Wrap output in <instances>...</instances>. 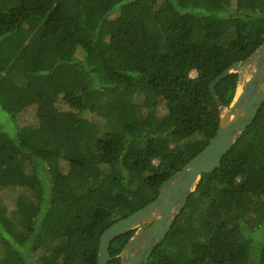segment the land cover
<instances>
[{"label": "trees", "instance_id": "16d2710c", "mask_svg": "<svg viewBox=\"0 0 264 264\" xmlns=\"http://www.w3.org/2000/svg\"><path fill=\"white\" fill-rule=\"evenodd\" d=\"M263 41L264 0H0V264H96L215 136L210 83ZM143 264H264V102Z\"/></svg>", "mask_w": 264, "mask_h": 264}, {"label": "water", "instance_id": "95a60500", "mask_svg": "<svg viewBox=\"0 0 264 264\" xmlns=\"http://www.w3.org/2000/svg\"><path fill=\"white\" fill-rule=\"evenodd\" d=\"M231 73H244L246 78L241 86L238 83L231 104L224 106L214 88ZM209 90L219 114L215 136L180 171L161 183L154 201L118 220L101 234L96 264H108L110 243L133 230L134 234L120 254V262L146 263L183 211L201 175L216 171L235 142L252 125L264 102V41L245 60L233 63L217 76Z\"/></svg>", "mask_w": 264, "mask_h": 264}, {"label": "rangeland", "instance_id": "374dc122", "mask_svg": "<svg viewBox=\"0 0 264 264\" xmlns=\"http://www.w3.org/2000/svg\"><path fill=\"white\" fill-rule=\"evenodd\" d=\"M175 43H176V41H172L173 47H175V45H174ZM71 45H72V40L71 39H69L68 41L65 42V49H64V56H63L64 59H69V58H72V57H78L77 56L78 52ZM59 73H60V71L54 73L53 77H55ZM245 78L246 77H245L244 73L239 74V86H241L244 83ZM30 103L39 104L40 110L44 111V112L52 110L53 108L59 109L61 111L66 110V108L60 102V100L56 101L53 104L51 101L50 102L49 101H47V102L40 101L39 102V101H34L32 99V100H30ZM157 111H158L159 115H162L164 113L165 110H164V107H163L162 104L157 107ZM0 113L5 115L1 110H0ZM7 194L9 195V196L8 195L6 196L7 200H8V202H10L12 197L14 196V192L7 193Z\"/></svg>", "mask_w": 264, "mask_h": 264}, {"label": "flooded vegetation", "instance_id": "af4514ba", "mask_svg": "<svg viewBox=\"0 0 264 264\" xmlns=\"http://www.w3.org/2000/svg\"><path fill=\"white\" fill-rule=\"evenodd\" d=\"M145 228V227H144ZM144 228H142V229H144Z\"/></svg>", "mask_w": 264, "mask_h": 264}]
</instances>
